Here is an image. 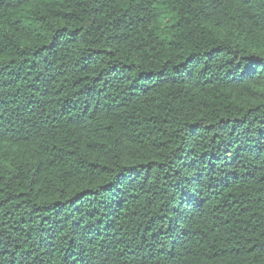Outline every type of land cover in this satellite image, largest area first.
Here are the masks:
<instances>
[{"label":"trees","instance_id":"obj_1","mask_svg":"<svg viewBox=\"0 0 264 264\" xmlns=\"http://www.w3.org/2000/svg\"><path fill=\"white\" fill-rule=\"evenodd\" d=\"M0 264H264V0H0Z\"/></svg>","mask_w":264,"mask_h":264}]
</instances>
